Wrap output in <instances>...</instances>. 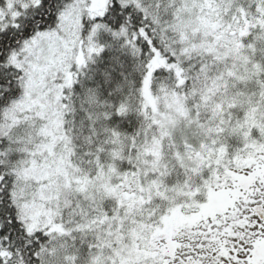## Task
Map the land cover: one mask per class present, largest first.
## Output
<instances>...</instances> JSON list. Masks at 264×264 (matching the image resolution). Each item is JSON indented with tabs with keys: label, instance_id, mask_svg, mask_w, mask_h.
<instances>
[{
	"label": "snow or ice",
	"instance_id": "snow-or-ice-1",
	"mask_svg": "<svg viewBox=\"0 0 264 264\" xmlns=\"http://www.w3.org/2000/svg\"><path fill=\"white\" fill-rule=\"evenodd\" d=\"M0 264H264V0H0Z\"/></svg>",
	"mask_w": 264,
	"mask_h": 264
}]
</instances>
